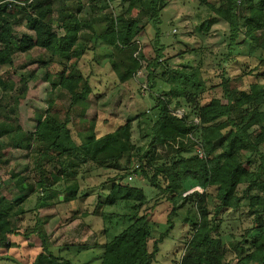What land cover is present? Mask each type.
Segmentation results:
<instances>
[{"label": "trees", "instance_id": "16d2710c", "mask_svg": "<svg viewBox=\"0 0 264 264\" xmlns=\"http://www.w3.org/2000/svg\"><path fill=\"white\" fill-rule=\"evenodd\" d=\"M171 1L0 0V65L11 68L0 74V162L11 148L28 153L35 183L43 189L34 210L76 200L78 183H66L88 163L94 170L117 172L109 180L104 200L98 195L93 214L104 218L105 208L124 203L130 223L111 239L95 244L102 249L97 264H157L162 244L174 233H180L178 242L184 243L178 264H234L233 258L235 264H264V0H188L196 9H207L206 19L196 26L201 35L219 21L228 26L222 35L227 52L216 65L218 84L204 88L201 67L172 68L169 43L158 42L162 12ZM104 3L111 8L117 5L119 11L93 14ZM86 8L91 14H85ZM23 24L26 30L20 33L17 27ZM175 24L172 21V27ZM149 25L156 30L158 46L147 58L141 39ZM98 46L110 51L109 65L119 83L145 69L151 91L158 90L159 81L168 86L167 93L153 98L148 111L102 135L96 131V121L85 117L93 90L77 68L79 57ZM241 46L259 52L257 65L244 69L243 76L254 78L245 87L234 83L226 66ZM34 49L48 55L39 61V69L56 97L37 114L35 129L25 132L18 123L17 107L27 95L29 81L38 76L33 70L16 82L14 57ZM216 87L221 95L204 102L208 89ZM182 100L192 109L180 118L171 107ZM167 142L176 143L177 150L158 157L157 147ZM198 149L204 157H199ZM134 174L149 183L154 197L124 182ZM20 184H13L20 193L16 199H8L0 190V263L73 264L59 254L61 248L53 252L39 218L27 228L28 234L17 227L15 218L24 214L21 204L34 191L33 186L27 189ZM196 187L202 191L190 192ZM13 206H18L15 212ZM163 208L164 221L155 216ZM230 210H246L239 223L252 220L242 240L231 233L233 239L226 243L220 215ZM155 224L164 229L157 238L152 235ZM30 233L39 241L32 261L19 253L21 241ZM89 247L84 244L79 251ZM12 253L17 257L12 258Z\"/></svg>", "mask_w": 264, "mask_h": 264}, {"label": "rangeland", "instance_id": "374dc122", "mask_svg": "<svg viewBox=\"0 0 264 264\" xmlns=\"http://www.w3.org/2000/svg\"><path fill=\"white\" fill-rule=\"evenodd\" d=\"M82 1L85 3L90 2V0ZM213 1L219 2L220 0ZM195 7L196 4L190 3L188 0H172L162 12L161 22L159 23L162 37H159L161 40L158 42L169 43L170 46L167 52L173 56L172 68L183 66L196 68L200 66L201 76L206 82V85L202 88L211 87L218 84L216 77H218L219 71L216 70V65L218 61L220 62L221 55L227 52V42L222 38V35L228 30V26L225 22L219 21L211 26L208 33L201 35L196 30V26L206 19L208 12L204 7L199 9ZM96 8L97 12L94 11L93 14H101V16L111 11H119L117 5L111 8L107 3L97 5ZM84 12L86 15L91 14V10L88 8ZM172 21L176 22L173 27ZM97 29L102 30V27L97 26ZM25 30L24 24L17 27V31L20 33ZM174 34L177 36L175 39ZM141 40L142 51L149 58L153 54L154 48L158 46L155 44L157 38L153 26L149 25L146 28ZM178 52L181 54H177ZM238 52L239 54L235 56V60L229 65L226 64V66L228 76L234 80V83L240 87H245L254 78L252 75L243 76L244 69L248 70V68L257 65L259 52L254 49H247L245 46L239 47ZM110 54L109 50L100 49L98 46L95 52L83 53L77 63V68L89 78L93 90L89 96V107L85 117L96 121L98 135L113 131L123 125L126 120L134 119L139 113L148 111L154 105L153 98L168 91V86L161 81L158 82V90L156 92L151 91L147 81L148 72L145 69L141 70L131 80L119 83V78L109 65ZM46 58H48V55L37 49L28 53H18L14 57L15 73L13 78L16 82L20 76H29L30 71L33 70L38 76L36 81H29L27 95L17 107L18 123L25 132H32L35 129L37 114L45 111L49 100L56 97V93L51 94L50 84L44 80V71L39 69V61ZM10 69L9 66L0 65V74H4L6 70ZM208 90V93L204 96V102L213 96H220L222 91L220 87ZM2 92H0V95ZM61 103L68 105L67 101ZM171 108L174 112L184 113H189L192 109L191 105L184 100L179 105L173 103ZM176 113L179 114V112ZM79 117V115L73 116V118ZM194 119L197 120V118ZM176 150V143L167 142V144L159 145L156 153L158 157H165L175 153ZM90 166V163H88L85 168L79 170L75 178H70L66 183L67 185L73 182L78 183V197L76 200L68 204H58L56 207L47 206L34 210L38 198L42 196L43 189L35 183L34 173L31 172L29 167L28 153L24 150L11 148L3 155L0 162V190L3 196L8 199L20 197L19 190H16L13 186L17 181L21 182V188L28 189V186H33L34 191L21 204L24 214L15 218L17 227L28 234L30 230H27V228L31 229L37 218H39L49 236V243L53 252L56 254L61 248L59 254L63 258L69 259L73 264H87L89 260V264H97L102 249L95 247V244L111 239L130 223V218L125 215L129 211V207L124 203L105 208L103 210L105 212L104 218L93 214L98 195L104 200L106 193L109 191V180L118 174L108 169L94 170ZM88 167L90 168L88 169ZM13 176L15 177L13 178ZM124 182L142 187L148 198H152L156 194L151 193L149 183L136 174L125 179ZM195 190L202 191L200 187H196L190 192ZM17 208L18 206H13L11 212H15ZM185 210L186 208H184ZM165 215V208L155 213V216L162 220ZM220 216L224 219L221 224L224 241L227 243L233 239L231 233L237 241L242 240L245 228L250 225L252 219L245 220L243 224L239 223L237 219L240 216L242 218L246 216V210L225 211ZM177 220L180 221L181 219ZM153 226L152 235L157 238L160 231L164 229L159 228L156 224ZM189 227L190 225H186L185 229L188 230ZM179 235L180 233H174L173 238L164 241L158 254L157 264H178L180 254L184 248V243L178 242ZM28 236L27 240L21 241L24 246L23 249L19 250V253L21 256L29 255V260L32 261L34 255L39 252V241L35 233H30ZM247 238L252 240L249 236ZM84 244L90 246V249L79 251V247ZM14 250H17V248H14ZM11 257L15 258L17 254L14 256L12 253ZM232 262L235 264L237 261L233 258Z\"/></svg>", "mask_w": 264, "mask_h": 264}, {"label": "built area", "instance_id": "2783aa9c", "mask_svg": "<svg viewBox=\"0 0 264 264\" xmlns=\"http://www.w3.org/2000/svg\"><path fill=\"white\" fill-rule=\"evenodd\" d=\"M176 112H179V114L178 113H176ZM176 112H174L173 111V114L174 115H176L177 117H183L184 116V112H180V111H176ZM195 122H198V120H196ZM198 153H199V157H204L205 155H204V152L202 151V150H200V149H198Z\"/></svg>", "mask_w": 264, "mask_h": 264}]
</instances>
